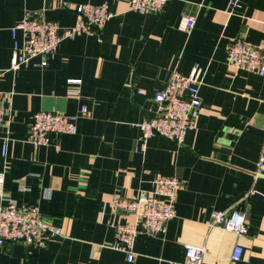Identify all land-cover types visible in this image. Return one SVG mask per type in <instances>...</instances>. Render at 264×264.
Masks as SVG:
<instances>
[{
    "label": "crops",
    "instance_id": "0c3cea01",
    "mask_svg": "<svg viewBox=\"0 0 264 264\" xmlns=\"http://www.w3.org/2000/svg\"><path fill=\"white\" fill-rule=\"evenodd\" d=\"M103 2L115 15L98 32L64 39L46 66L11 68L12 28L27 11L65 28L77 22V5ZM184 14L196 18L190 32L178 27ZM236 37L264 44V0H170L148 13L129 11L127 0H0V90L9 108L0 128V206L38 205L63 228L45 247L6 241L0 264H171L185 260L188 243L206 247L207 264H264V175L256 174L264 151V76L228 63ZM16 38L23 41L21 31ZM197 63L205 75L196 128L182 144L154 136L137 149L138 124L158 111L154 92L173 70L188 75ZM78 78L80 85L68 82ZM78 86L80 93L69 92ZM84 105L89 111L77 133L52 134L46 146L28 141L36 111L71 114ZM157 175L181 181L177 213L165 233L138 234V256L129 262L111 244L116 222L134 217L113 213L109 201L149 190ZM214 208L245 209L250 232L239 237L213 225ZM237 244L243 254L234 261Z\"/></svg>",
    "mask_w": 264,
    "mask_h": 264
},
{
    "label": "built area",
    "instance_id": "2783aa9c",
    "mask_svg": "<svg viewBox=\"0 0 264 264\" xmlns=\"http://www.w3.org/2000/svg\"><path fill=\"white\" fill-rule=\"evenodd\" d=\"M170 0H127L128 10L140 13L160 12ZM77 22L65 28L54 20L47 19L43 13L27 11L23 19L12 28L14 49L11 68L34 63L46 66L49 59L55 57L64 39L74 38L78 34L98 32L115 13L107 2L101 4L82 3L76 6ZM196 23L194 15L180 17L178 27L190 32ZM21 31L23 41L17 33ZM39 57L40 61L34 62ZM228 63L236 69L247 70L264 76V44L254 45L242 37H236L228 47ZM205 70L195 64L191 73L185 75L173 70L166 85L154 92L152 98L158 104L155 116L143 119L138 125L142 130L136 141V148L145 150L148 140L154 136L182 144L189 130L195 129L202 111L201 86ZM69 83L80 85L82 79H68ZM81 88L70 87L71 94L80 93ZM142 91V89H141ZM7 94L0 90V128L5 123L9 108L5 105ZM89 111L86 105L79 112L67 114L58 111L40 110L32 115L28 141L34 146H46L52 134H74L78 132V119ZM11 120V117H10ZM2 155H7V142L3 144ZM264 175V151L259 158L256 173ZM4 182V173L0 172V185ZM150 189L141 191L136 197L128 198L114 194L109 205L113 213L133 215V220L118 221L116 239L111 247L125 253L129 262L138 256L135 250L139 233H165L168 222L176 216L174 200L182 189L181 181L175 176L157 175L150 180ZM212 224L223 227L239 237L249 232V213L245 209L234 208L228 211L212 209ZM63 234V228L46 220L38 205L9 202L0 206V245L6 241H23L34 247H45L55 237ZM206 247L188 243L185 260L171 264H207L204 261ZM243 247L237 244L232 260L241 259Z\"/></svg>",
    "mask_w": 264,
    "mask_h": 264
}]
</instances>
